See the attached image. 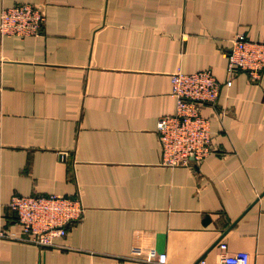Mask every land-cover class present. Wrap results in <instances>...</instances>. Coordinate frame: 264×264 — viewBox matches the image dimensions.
Listing matches in <instances>:
<instances>
[{
    "label": "crops",
    "instance_id": "1",
    "mask_svg": "<svg viewBox=\"0 0 264 264\" xmlns=\"http://www.w3.org/2000/svg\"><path fill=\"white\" fill-rule=\"evenodd\" d=\"M45 7L38 37L0 36V227L15 196L79 199L61 247L0 238V264H264V71L229 75L240 33L264 43V0H0ZM211 70L216 148L165 162L172 75ZM231 82L229 86L228 83Z\"/></svg>",
    "mask_w": 264,
    "mask_h": 264
},
{
    "label": "built area",
    "instance_id": "2",
    "mask_svg": "<svg viewBox=\"0 0 264 264\" xmlns=\"http://www.w3.org/2000/svg\"><path fill=\"white\" fill-rule=\"evenodd\" d=\"M46 21L45 7L28 3L3 9L0 36L17 38L38 37ZM246 71L253 79H259L264 71V43L248 40L236 34L229 50L228 72L233 77ZM173 92L176 100L174 115L162 117L157 131L164 160L172 166L200 163L216 148L210 120L203 116V107L216 106L221 83L211 70L196 73L176 71L172 75ZM231 85V82L228 83ZM18 225L24 236L9 235L0 227V238H14L40 247H61L56 238L65 237L68 227L81 221L85 207L79 199L52 195L50 197L15 196L10 202ZM222 254L217 264H252L249 253L230 254L226 243H221ZM198 264H206L201 260Z\"/></svg>",
    "mask_w": 264,
    "mask_h": 264
}]
</instances>
